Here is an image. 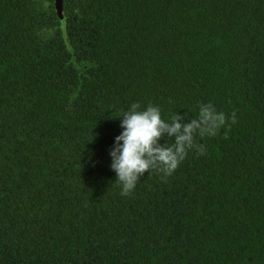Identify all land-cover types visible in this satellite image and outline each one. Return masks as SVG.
<instances>
[{"label":"trees","instance_id":"trees-1","mask_svg":"<svg viewBox=\"0 0 264 264\" xmlns=\"http://www.w3.org/2000/svg\"><path fill=\"white\" fill-rule=\"evenodd\" d=\"M63 8L0 0V264H264V0ZM209 102L230 130L122 196L123 112Z\"/></svg>","mask_w":264,"mask_h":264},{"label":"clouds","instance_id":"clouds-1","mask_svg":"<svg viewBox=\"0 0 264 264\" xmlns=\"http://www.w3.org/2000/svg\"><path fill=\"white\" fill-rule=\"evenodd\" d=\"M198 109L197 116L188 122H184L185 116L179 113L165 121L161 109L152 104L141 110L139 103H132L123 112V132L116 137L115 147L110 152L111 167L117 173L116 183L121 187L122 196L131 195L145 173L156 172L162 182H167L190 150L198 155L206 154V146L198 143L197 137H215L221 129L230 130L237 122L235 111L229 117L211 102L200 103ZM165 137L173 142L161 144ZM224 138H228L227 131Z\"/></svg>","mask_w":264,"mask_h":264},{"label":"water","instance_id":"water-1","mask_svg":"<svg viewBox=\"0 0 264 264\" xmlns=\"http://www.w3.org/2000/svg\"><path fill=\"white\" fill-rule=\"evenodd\" d=\"M55 9H56V12H57V16H58V18H59V20L61 22V25L63 27H65L67 23H66V16L64 14L63 0H56ZM65 41L68 44L69 50L72 51V46L70 45L69 39L67 37L65 38Z\"/></svg>","mask_w":264,"mask_h":264},{"label":"flooded vegetation","instance_id":"flooded-vegetation-1","mask_svg":"<svg viewBox=\"0 0 264 264\" xmlns=\"http://www.w3.org/2000/svg\"><path fill=\"white\" fill-rule=\"evenodd\" d=\"M54 2H56V0H54Z\"/></svg>","mask_w":264,"mask_h":264}]
</instances>
